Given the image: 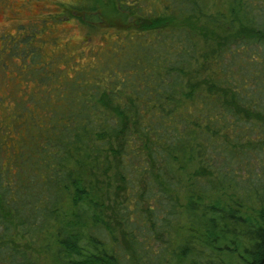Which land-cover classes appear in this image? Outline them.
Instances as JSON below:
<instances>
[{
  "label": "trees",
  "instance_id": "1",
  "mask_svg": "<svg viewBox=\"0 0 264 264\" xmlns=\"http://www.w3.org/2000/svg\"><path fill=\"white\" fill-rule=\"evenodd\" d=\"M63 18L116 38L63 84L29 73L55 86L0 146V264H264V0H74Z\"/></svg>",
  "mask_w": 264,
  "mask_h": 264
},
{
  "label": "rangeland",
  "instance_id": "2",
  "mask_svg": "<svg viewBox=\"0 0 264 264\" xmlns=\"http://www.w3.org/2000/svg\"><path fill=\"white\" fill-rule=\"evenodd\" d=\"M70 1L74 0H0V146L5 151L24 144V127L48 105L46 93L66 80L62 69L67 60L72 59L77 69L97 65L93 50H103L100 57L105 58L110 40L116 38L111 33L105 41L98 34L89 42L86 27L77 19H59ZM47 66L58 74L53 86L30 80L31 71ZM69 75L75 76L72 70ZM10 156L4 158L11 161ZM43 262L52 264L48 256Z\"/></svg>",
  "mask_w": 264,
  "mask_h": 264
}]
</instances>
